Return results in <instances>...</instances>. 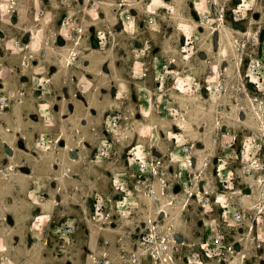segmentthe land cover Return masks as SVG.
Masks as SVG:
<instances>
[{
	"label": "rangeland",
	"instance_id": "obj_1",
	"mask_svg": "<svg viewBox=\"0 0 264 264\" xmlns=\"http://www.w3.org/2000/svg\"><path fill=\"white\" fill-rule=\"evenodd\" d=\"M10 1L2 20L41 21L33 0L18 15ZM45 1L38 9L56 13L45 22L70 42L42 20L51 38L34 64L10 55L0 69V264H186L201 244L210 256L193 264H264V91L247 77L257 59L264 75V0L236 18L232 0L218 24L193 17L191 0H87L80 33L68 0ZM134 148L155 171L129 161Z\"/></svg>",
	"mask_w": 264,
	"mask_h": 264
},
{
	"label": "crops",
	"instance_id": "obj_2",
	"mask_svg": "<svg viewBox=\"0 0 264 264\" xmlns=\"http://www.w3.org/2000/svg\"><path fill=\"white\" fill-rule=\"evenodd\" d=\"M20 1L21 0H17L16 1L17 4L15 5V9H13L12 15H13V13L15 14L16 12H17V15H18V13L20 14V7H19ZM23 1H28L29 2V0H22V2ZM51 1L53 3H55V4L57 3L56 0H51ZM83 1H84V4H82V5H81L79 0H68L66 2V4H65L66 9L69 11V14L67 13V18L71 19L70 22L75 21V24L78 27L80 25H77V21H76L75 16H76V13L79 12V10H80L79 7L81 8V12L84 9V7H86L87 0H83ZM191 1H192V4H193V10L191 11L192 12L191 14H192L193 17H199V19H200L201 15H203V14L204 15H210L211 14L209 12V10H208V7H207V4H206L205 0H191ZM210 1H211L210 2V9H212V12H214V14L216 13L215 9H218L221 6H225L226 10L227 9H231V7H232V0H217L216 3L213 0H210ZM13 2H15V0H13ZM41 2L45 3L46 1L45 0H33V2L30 3L31 7L29 9H30V12L34 13L33 14L34 15L33 19L35 18V21H36V17L37 18L39 17L41 19V21L37 20L34 24H28V23L26 24L25 22L20 24V22H21L20 20L19 21L17 20V23L14 24L13 20L11 18H9L8 15H7L8 16V20H2V15H4V13L0 12L1 13L0 14V16H1L0 17V22L2 24H4L5 26L6 25H9V26L10 25H15L14 33H10V32H8L6 30H0V50L2 52L1 55H0V57H2L1 58L2 59V62H1L2 65H0V66H1V71L2 72H5V71L7 72L10 69V65L9 64H11V63H10L9 58H8L10 55H14L15 57L20 58L21 59L20 62H21V64L23 66L25 65L26 62H28L29 64H34L33 60L36 59L37 54L41 52V49H43L45 47V45H47V40H49L51 38V36H50V38H46L45 37V35H44V27L40 26V24H42V20H43L44 26L47 25V23L45 22L46 21L45 20L46 17L48 16L49 19L53 20L52 17L54 15H56V13L52 11V8H51V11H49L50 13H47L45 11V9L39 10L38 8H40V7H38V5L41 6ZM90 8H91V10L93 9L92 7H90ZM72 11H74L75 14H72ZM28 13H29V10H28ZM55 21L56 20H54V22L52 21L50 26L47 25V27L50 28L49 30H52L51 28H53V27L55 28L56 27V30H55L56 34L59 35L61 38L63 37V39L65 38V42L66 43L70 42L69 40H67V38H66L67 36L66 35L64 36L63 34H61L62 33V29L64 28V24L61 25L60 27H58V29H57V26L55 25L56 24ZM71 28H72L73 33H80V31L78 29H76L75 26H73ZM1 29H3V28H1ZM33 31H35V34H36L35 39H34ZM25 34H26V36H24ZM183 35H184V32H183ZM24 38L26 39V43L24 41ZM82 38L83 37L79 38L77 36V38H75L76 40L75 39L71 40V42H73V44H74L73 48H75V49L78 48V45L81 44V39ZM17 40H20L22 42L23 48L26 49L25 53L14 52V51H20V50H17L16 47H15V42ZM48 42L50 43V41H48ZM184 45H182V46L184 47ZM71 50H73V49H71ZM165 53H166L167 60H164V61L165 62L167 61V63H168L169 61H171V59L168 57L169 54L167 52H165ZM71 57H72V60L80 59L79 55H76V54H73ZM194 60L195 59H192L193 63H194ZM49 61L50 60H48V62L44 63L46 67L51 63ZM141 64H142V66L143 65L145 66L146 62L145 61L142 62V63L140 61L135 62V64L133 65V71H137V69L141 67ZM45 66H41V67H40V65L39 66H35V68L32 71H34V70L37 71V72L38 71H45V68H46ZM184 70H185V68H184ZM212 70H213V68H212V66H210V72L211 73H212ZM32 74L34 75V72ZM35 75L37 76V74H35ZM33 78L36 79L37 77H33ZM83 84H85V83L84 82L81 83L80 86H82ZM29 107H31V106H29Z\"/></svg>",
	"mask_w": 264,
	"mask_h": 264
},
{
	"label": "built area",
	"instance_id": "obj_3",
	"mask_svg": "<svg viewBox=\"0 0 264 264\" xmlns=\"http://www.w3.org/2000/svg\"><path fill=\"white\" fill-rule=\"evenodd\" d=\"M124 1L127 2L128 4H131V2H134V1L136 3L137 0H124ZM89 2H90V7H92L93 9H97V7L99 6V3H98L97 0H89ZM249 5H251V1L248 2V0H242L241 3L237 6V8L232 10L233 16L236 18V17L240 16L241 14H246L248 11L251 10ZM121 6H122V4H121ZM215 12H216L215 13V17H214L215 19L211 18L212 16H210V15H206L202 19L204 21H206V23L207 22L210 23L211 21H213L212 23H216V21H217V24H218L221 21H223V18H225L227 10L225 9V6H221L220 8L215 9ZM69 19L70 18H68L66 22L69 23L71 21V19L70 20ZM149 20H150V23H153L154 22V17L150 16ZM73 26H75V25H73ZM75 27L80 32L82 31V28H80L78 26H75ZM216 29H217V27H215V30ZM191 37L192 36H187L186 47H188V48H190L189 45L192 43ZM99 39L102 42V39H104V35L103 36L99 35ZM254 42H255V44H257L259 46L261 56H264V26L259 27V30L256 31L255 36H254ZM106 44H107L106 42H105V44L101 43V46L105 47ZM15 47H16L17 50L22 49L23 48L22 42L20 40H17L15 42ZM184 47H183V49H184ZM171 63H172V61H169L168 63L165 62L164 68L168 69L169 65ZM0 69H1V66H0ZM253 75H255L256 78H254ZM247 77H249L250 80H253V83H255L257 88H261V90L264 91V75H263V72L261 70L259 59H257V61H255V62H253L251 68H249V70H247ZM139 78L142 79L143 78V74L140 75ZM163 80H164L163 78H161L159 80L160 86L164 84ZM7 104H8V98L6 96L0 97V106H5ZM119 123H120V121H119L118 118H113L112 122H111V126L116 128V127L119 126ZM185 149L189 150L188 147H186ZM129 153H130L129 161L137 162V165H138L140 170H143V171L147 170L148 167H151V169L153 171L156 170L155 161L154 160H152V161L145 160L144 159V155H139L138 154L139 151H137L135 148L133 150H130ZM148 165H150V166H148ZM72 231H73V228L71 226H69L68 229L66 230L67 233H71ZM149 237L150 236H148V234H146L145 236H143V239L144 240H150ZM216 239L219 240V241L222 240V238L219 237V236ZM214 247H215L216 251H221L220 245H215ZM208 250H210V247H208L207 244H201V246H200L198 251L193 252L192 255L189 256V257L187 256V260L188 261H187L186 264H189V263L193 264L194 261L200 260L203 257V253H205L208 256H210V251H208Z\"/></svg>",
	"mask_w": 264,
	"mask_h": 264
},
{
	"label": "bare ground",
	"instance_id": "obj_4",
	"mask_svg": "<svg viewBox=\"0 0 264 264\" xmlns=\"http://www.w3.org/2000/svg\"><path fill=\"white\" fill-rule=\"evenodd\" d=\"M17 1V0H16ZM16 1L13 3L12 1H10L9 2V6H8V10L9 9H11V8H13L14 7V5H15V3H16ZM214 2H217V0H213ZM17 4V3H16ZM13 9H15V8H13ZM214 14V13H213ZM213 19H215V18H213ZM198 23V22H197ZM78 43V42H77ZM73 54H76V55H78V51L74 48L73 49ZM72 54V55H73ZM240 71H241V67H240ZM244 98V97H243ZM263 110L260 112V116H261V118H262V122H263V125H262V129L264 130V117H263ZM63 138V136H60V138H59V140H61ZM85 142V141H84ZM86 146H85V144H83V147H81V158H85L86 157V151L83 149V148H85ZM190 162H192V161H190ZM190 164H192V163H190ZM65 174H66V176H68V177H71V171H69V169L68 168H66V170H65V172H64ZM262 182H263V180H262ZM263 184V183H262ZM171 204H173V201L171 202ZM161 245V244H160ZM162 246V245H161ZM165 248V247H164ZM163 248V249H164ZM161 256V250L158 248V254L157 255H155V257L156 258H159Z\"/></svg>",
	"mask_w": 264,
	"mask_h": 264
},
{
	"label": "water",
	"instance_id": "obj_5",
	"mask_svg": "<svg viewBox=\"0 0 264 264\" xmlns=\"http://www.w3.org/2000/svg\"><path fill=\"white\" fill-rule=\"evenodd\" d=\"M71 154H72V156H73V154H75V155H76V153H75L74 151H72V152H71Z\"/></svg>",
	"mask_w": 264,
	"mask_h": 264
},
{
	"label": "snow or ice",
	"instance_id": "obj_6",
	"mask_svg": "<svg viewBox=\"0 0 264 264\" xmlns=\"http://www.w3.org/2000/svg\"><path fill=\"white\" fill-rule=\"evenodd\" d=\"M0 7H3L2 5H0Z\"/></svg>",
	"mask_w": 264,
	"mask_h": 264
},
{
	"label": "clouds",
	"instance_id": "obj_7",
	"mask_svg": "<svg viewBox=\"0 0 264 264\" xmlns=\"http://www.w3.org/2000/svg\"><path fill=\"white\" fill-rule=\"evenodd\" d=\"M5 10H6V6H5Z\"/></svg>",
	"mask_w": 264,
	"mask_h": 264
}]
</instances>
